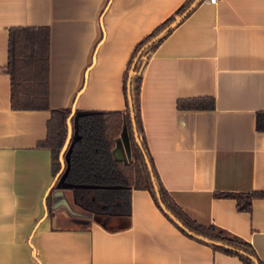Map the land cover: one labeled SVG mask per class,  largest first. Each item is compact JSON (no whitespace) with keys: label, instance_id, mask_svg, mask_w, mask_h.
I'll list each match as a JSON object with an SVG mask.
<instances>
[{"label":"crops","instance_id":"crops-1","mask_svg":"<svg viewBox=\"0 0 264 264\" xmlns=\"http://www.w3.org/2000/svg\"><path fill=\"white\" fill-rule=\"evenodd\" d=\"M185 0H0V264H243L183 233L144 189L130 214L85 209L73 188L52 192L40 142L51 110L123 111L136 45ZM48 28V109L13 108L11 28ZM141 116L159 176L196 221L250 242L264 261V197L241 211L219 192L264 191V0H203L143 69ZM213 98L211 109L178 100ZM114 154L131 160L125 127Z\"/></svg>","mask_w":264,"mask_h":264},{"label":"trees","instance_id":"trees-1","mask_svg":"<svg viewBox=\"0 0 264 264\" xmlns=\"http://www.w3.org/2000/svg\"><path fill=\"white\" fill-rule=\"evenodd\" d=\"M203 0H185L135 47L124 74L123 111L79 112L70 108L51 110L47 135L39 144L52 154L54 183L46 199L47 215L53 214L52 192L62 177L73 188L76 201L96 213L130 214L133 189L148 190L156 204L183 233L209 244L214 250L240 258L243 264H264L253 245L214 224L193 219L165 188L151 155L141 116L143 69L155 49ZM48 28L17 27L9 31L7 71L11 76L13 108L48 109L49 94ZM186 109H211L213 98L178 100ZM130 140L131 160L114 154L124 128ZM257 128L264 130V112L257 114ZM232 197L241 211H250L264 191L219 192Z\"/></svg>","mask_w":264,"mask_h":264},{"label":"rangeland","instance_id":"rangeland-1","mask_svg":"<svg viewBox=\"0 0 264 264\" xmlns=\"http://www.w3.org/2000/svg\"><path fill=\"white\" fill-rule=\"evenodd\" d=\"M57 184H59V185H68L67 183H65L63 181V178L62 177L57 181Z\"/></svg>","mask_w":264,"mask_h":264},{"label":"built area","instance_id":"built-area-1","mask_svg":"<svg viewBox=\"0 0 264 264\" xmlns=\"http://www.w3.org/2000/svg\"><path fill=\"white\" fill-rule=\"evenodd\" d=\"M210 3H212V4H216L218 1H220V0H208Z\"/></svg>","mask_w":264,"mask_h":264}]
</instances>
